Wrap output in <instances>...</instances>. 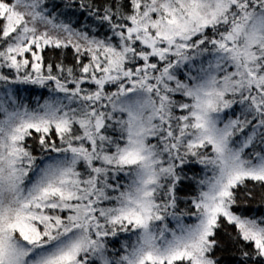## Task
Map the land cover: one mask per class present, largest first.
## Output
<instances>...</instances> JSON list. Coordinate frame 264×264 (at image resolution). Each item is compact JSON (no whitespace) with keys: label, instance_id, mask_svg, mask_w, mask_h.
Listing matches in <instances>:
<instances>
[{"label":"snow or ice","instance_id":"snow-or-ice-1","mask_svg":"<svg viewBox=\"0 0 264 264\" xmlns=\"http://www.w3.org/2000/svg\"><path fill=\"white\" fill-rule=\"evenodd\" d=\"M0 264H264V0H0Z\"/></svg>","mask_w":264,"mask_h":264}]
</instances>
